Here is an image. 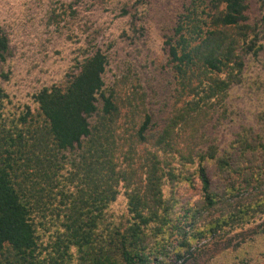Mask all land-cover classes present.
Wrapping results in <instances>:
<instances>
[{
  "label": "trees",
  "instance_id": "trees-1",
  "mask_svg": "<svg viewBox=\"0 0 264 264\" xmlns=\"http://www.w3.org/2000/svg\"><path fill=\"white\" fill-rule=\"evenodd\" d=\"M250 1L190 0L177 14L163 46L184 99L161 127L152 128L146 112L136 124L132 138L150 148L141 163L147 174L140 184L134 185L132 168H120L114 159V129L108 125L120 116L121 105L114 91L105 90L107 59L99 47L78 61L64 85H44L32 94L34 114L26 106L18 116L7 115V94L0 88V264H58L37 250V223L51 211L61 229L57 249L77 247L81 264H171L158 260L171 237L179 242L175 257L183 262L197 213L217 203L206 162L223 169L244 155L255 170L249 175L264 180V135L246 128L237 134L233 151L221 154L207 133V122L223 113L229 89L241 84L263 48L249 21ZM147 2L117 0V14L142 20ZM254 2L264 11V0ZM9 55L8 29L0 20V69ZM65 163L68 175L60 180ZM189 167L202 194L191 215L175 211L162 193V186L173 185L176 171ZM120 180L129 186L126 218L104 228V211L115 200ZM256 207L264 211V193ZM196 230L190 239L203 231ZM249 254L236 258L248 264ZM258 256L256 262L264 264V249Z\"/></svg>",
  "mask_w": 264,
  "mask_h": 264
},
{
  "label": "rangeland",
  "instance_id": "rangeland-1",
  "mask_svg": "<svg viewBox=\"0 0 264 264\" xmlns=\"http://www.w3.org/2000/svg\"><path fill=\"white\" fill-rule=\"evenodd\" d=\"M116 1L0 0V20L6 25L10 39V55L0 69V88L7 94L3 100L7 115L18 116L26 106H30L34 114L36 105L32 94L44 85H64L67 74L76 69L78 61L99 47L107 59L105 90L114 91L121 105L120 116L108 125L114 129V159L118 167L133 169L135 185L147 174L141 163L150 149L132 138L136 124L146 112L151 117L152 128L161 127L184 99L178 94L163 45L177 14L190 0H148L144 6L147 14L136 22L118 16ZM254 1H250L249 21L255 25L263 48L245 69L241 84L229 89L223 113L207 122V133L221 154L224 150L233 151L237 134H245L246 128L264 135V11L259 10ZM132 107L133 111L128 113ZM234 158L235 155L231 156L230 163ZM247 158L237 155L234 165L223 169L211 160L206 162L212 189H218L217 203L197 213L192 233L196 229L203 231L191 239L192 233L189 236L190 248L184 255L185 260L182 262L183 258L175 257L179 242L171 237L159 261L241 264L236 257L249 251L248 264H259L256 262L260 257L258 253L264 249V211L256 207V203L263 197L264 180H255L249 175L255 170ZM159 165L161 167V161ZM69 167L65 163L59 171L60 180L66 179ZM185 170L176 171L178 176L173 185L162 186V193L175 204V211L189 210L188 215H191L193 208L198 209L201 204L202 194L194 168ZM117 189L115 200L104 211V228L126 218L129 186L120 180ZM239 210H246L247 214ZM51 214L46 218L40 215L37 250L41 256L52 257L50 261L56 260L58 264H81L77 247L57 249L59 243L61 245L60 239L57 240L61 229L54 218L58 216L53 211ZM261 259L264 263V256Z\"/></svg>",
  "mask_w": 264,
  "mask_h": 264
}]
</instances>
